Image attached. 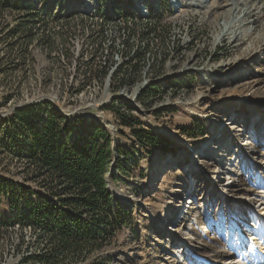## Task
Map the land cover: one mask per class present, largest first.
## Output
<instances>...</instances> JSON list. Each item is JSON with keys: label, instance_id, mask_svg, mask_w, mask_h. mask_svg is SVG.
Wrapping results in <instances>:
<instances>
[{"label": "rangeland", "instance_id": "1", "mask_svg": "<svg viewBox=\"0 0 264 264\" xmlns=\"http://www.w3.org/2000/svg\"><path fill=\"white\" fill-rule=\"evenodd\" d=\"M1 1L8 6L3 7ZM14 2L0 0L3 11L0 13V136L6 128L3 118L13 108L49 100L64 114L82 115L85 123L101 124L125 152L115 153L117 159L110 164L106 177L108 188L114 195L123 193L118 198L132 206L128 222L100 250L87 253L81 260L70 257L60 260L59 264H182V259L176 255L180 246L172 234L182 232L188 226L194 227L197 240L212 244L214 249L233 257L237 252L236 240L246 229L245 222H241L237 215L239 211L234 199L242 196V192H231L227 198L228 193L215 188L210 190L208 175L211 178L215 176L214 181L221 185L219 177L222 174L218 173L221 170L215 162L219 155L222 156L218 160L221 166L229 156L227 165L235 162L236 174H231L227 182L232 185L230 181L234 178L245 193L259 186L264 175L261 146L255 149L258 152L254 150V154L250 150L251 161H245L242 152L239 150L238 155L235 150L239 143L245 149L249 148V142L254 139L264 145L263 135H255L251 124L253 114L249 109V106L257 107L255 111L262 114L264 124V108L257 106L264 103V0H257L259 6L251 17H256L257 21L254 19L255 33L250 37L258 35L253 41L256 45L259 42V47L251 53H246L245 44L236 45L239 44L237 41L224 39L227 34L217 39L221 34L219 23H222V16L212 23H203L196 15L177 18L161 33H145V28H130L124 33L121 22L106 28L83 19L70 22L58 19L57 22L51 16L54 5H60L59 0L30 1L35 3L34 8L41 18L47 20L53 46L45 48L43 43L34 41L29 49L33 63L18 69L14 68L12 61L21 52V46L14 45L7 36L18 16L23 15L14 9ZM36 26V34L40 35L41 26ZM239 31L241 29H236ZM99 33L100 38L97 39L95 35ZM123 39L130 41L132 47L144 46L145 60L139 64L138 77L141 78L138 81V77L135 78L133 83L136 84L122 91H113L109 76L100 84L97 79L88 78L85 70L88 62L93 69L98 66L95 54L90 57L97 40L102 41L103 46L112 43L119 49ZM116 53L120 56L118 51ZM235 56L238 57L230 61ZM112 57L110 67L121 59ZM205 68L213 75L210 76ZM178 80L185 83L180 84L177 94L175 88L165 87L159 97L124 100L136 98L148 85H170L174 81L180 82ZM119 116L138 119L144 130L155 131L159 143L141 145ZM165 130L187 140L193 152H188L187 146L184 148L182 142H176ZM194 153L196 157L193 160ZM2 166L1 163L0 174L19 178L13 171L7 173ZM192 183L194 189L189 194ZM0 212L5 216L4 204L0 206ZM162 218L167 221L169 229L174 230L172 234L165 233L158 226L156 220ZM44 246L43 237L36 232L0 231V264H20L22 255H36L46 249ZM184 254L185 262L196 263L193 254L188 251ZM215 261L218 264L222 262Z\"/></svg>", "mask_w": 264, "mask_h": 264}, {"label": "trees", "instance_id": "2", "mask_svg": "<svg viewBox=\"0 0 264 264\" xmlns=\"http://www.w3.org/2000/svg\"><path fill=\"white\" fill-rule=\"evenodd\" d=\"M30 1L35 0H15L14 9L23 15L7 32L13 44L21 46L12 61L17 69L33 63L29 49L34 41L45 48L53 46L47 20ZM36 25L41 26L40 35ZM130 59L136 62L125 68L121 64L113 72L117 76L113 90L129 86L139 76V64L145 60L142 51H135ZM87 64V77L101 84L105 67L93 69L91 62ZM119 117L141 145L159 143L157 134L144 130L138 119ZM3 121L6 128L0 136V164L19 178L0 174V206H6L5 216L0 215V231L36 232L46 247L36 255H22L20 264H59L69 257L81 260L110 243L114 233L128 222L132 206L108 188L106 175L117 159L115 153L125 152L106 128L85 123L82 115L64 114L49 100L16 106Z\"/></svg>", "mask_w": 264, "mask_h": 264}, {"label": "bare ground", "instance_id": "3", "mask_svg": "<svg viewBox=\"0 0 264 264\" xmlns=\"http://www.w3.org/2000/svg\"><path fill=\"white\" fill-rule=\"evenodd\" d=\"M59 1L61 2L60 5L58 4L54 5L55 6L54 14L53 16H51L53 19L58 18L61 21H68V22L72 20L79 21V19H83L85 21L91 22L92 24L98 23L100 27H103V28L109 27L111 24L114 25L116 23L121 22L123 24V27L121 28V30L124 33L126 30L128 31V29L130 28H139V29L145 28L144 29L145 33L148 32L149 34L156 33V32L161 33V31H163L165 28H168L169 25L173 24L174 20L176 21L177 18H178L177 20H179L180 18L184 19V17L196 15L200 18L201 21H203V23L204 22L209 23V21L210 22L217 21L218 18L222 16L223 17V20L221 21L222 23H219L220 24L219 27H221V34L220 36L217 37V39H222L223 35L227 34V36L224 37V39H228L227 41H230V42H233L235 40L239 43L236 45L245 44L246 49H247L246 53H251L254 49L259 47L258 46L259 42H257L258 44L256 45L255 42L253 41V38H258V35L253 36V38L250 37L253 33H255L254 32L255 26H256L255 22L257 20H256V17L254 18L256 21L252 19L251 17L255 13L254 11L259 6V4H257V0H59ZM57 7H60V8H57ZM186 9H187V13H185ZM218 12H221V13L216 15V13ZM163 18H165V20H163ZM253 21H254V24L252 23ZM234 26H237L236 29L237 30L241 29V31L236 32V29L231 30L232 27ZM106 31L107 30H104V32ZM246 35H248V38H247L248 40L246 39ZM95 36L97 37V39H99L100 33L96 34ZM122 41L123 42L121 44V47L117 49L113 47L112 43H108V45L105 44L106 46H103L101 45L102 41L97 40L94 50H91L90 52V57H92V55L94 56V54L96 56V59H97L96 63L98 65L97 67H105V70H106L105 77L109 76L112 79V81H110L111 90L113 89L112 86H114L113 84L114 82H116V78H117V76L116 77L114 76L113 72L115 71L117 67H119V65L125 64L124 67H122V68H125V67H128L130 63L132 62L135 63L136 59L129 60V58H131L134 52L137 50L142 51L143 56L145 58V55L143 52L144 46L132 47L129 43L130 41H127L125 39H123ZM116 51H118L120 56H117L118 54L116 53ZM113 55L115 58L121 57V59L119 60L116 59L117 61L113 64L112 67H110L111 66L110 64L112 63V60L110 62V59L113 58L112 57ZM237 57L238 56L233 57L230 61H232L233 59ZM204 70H206L210 76L213 75L209 69L205 68ZM196 71H199V70H196ZM180 73H181V70L178 71L176 74L178 75ZM172 77L174 78L175 76H172ZM140 78L141 77H139L137 81ZM181 78L184 79L183 75ZM207 79H209V77H207ZM174 82L173 84H170V85L162 84V86L155 85L154 87H150L148 85V87L146 86V88L142 92H139L140 97L137 95L138 97L136 96V98L127 97L124 100L134 101L135 99H142L143 97H150V98L159 97V95L163 94L161 91L165 87L175 88V91H176L175 94H177L178 87L181 86L180 84L183 85L185 81L181 80L178 83H174ZM133 84H136V83H132L130 85H133ZM240 85L242 86V84H239L238 86ZM126 87H129V86H122L118 88L117 90H113V91H119V89H121L122 91V89H125ZM257 106L258 108H264V103L262 105L257 104ZM254 107L255 106H249V109L252 111V114H253L252 117L254 119L251 124H252V127L254 126L255 128L254 130V132L256 133L255 135L257 134L259 136L263 135V139H264V124H263V119L261 118L262 114L260 112L255 111L257 107L255 108ZM165 132L171 135V137H173V139H175L176 142H182V143L187 142V140L183 139V137H178L176 134L171 133L167 130H165ZM189 144L190 143L186 145L189 150L188 152L190 151L193 152V149L191 148V145ZM249 144H251L250 147L248 146L249 148H247L249 150L245 149L241 143H239V145L237 144L236 149H235L237 150L236 152L238 153V155L240 154L239 152H242L243 154L242 157L244 158L245 161L246 159L247 161H251L252 158L250 157V154H251L250 152L253 151V154H254V150L257 147L260 148L261 146V151L264 152L262 149L264 148L262 147L263 144L262 145L256 144L255 139L253 142L250 141ZM252 147L254 148L252 149ZM192 157L194 160L196 157L195 153L192 154ZM221 157L222 156L219 155L218 158L215 160V162L218 163V167L221 170L218 173L222 174V176L219 177L221 178L222 183L221 185H219L218 183H216V181H214L215 180L214 175H213L214 176L213 178L209 177L208 175V178L210 179L209 183H211L210 190H214L215 188V190L217 191L221 190V192H223L224 194L228 193L229 195L226 194L227 198L230 197V195H232L231 192H234V193L242 192L241 193L242 196L236 197L234 199L236 201V205L239 211V214L237 215L241 222L243 221L245 222L246 229L243 228L245 229L244 233L243 234L241 233L243 236L238 237L239 239L236 240L238 243L236 246L237 252H234L233 257H232V254H227L226 252L222 250L214 249L212 244L210 246L208 243L201 242V240H197L198 238L196 237V233L194 235V232H193L194 230L193 226H188L185 229H183L182 232L177 231L172 234L171 232H173L174 230L169 229V227L167 226V221H165V219L163 218L160 220L158 219L156 220V222L158 223V226L160 227V229H162L165 233H167L166 231H168L170 234L173 235V237L177 239L180 249L178 250V253L176 255L179 259H182V264L192 263V261L185 262L184 253L187 251L190 254H193L194 257H196L194 259V262H196L195 264H200L202 263L201 261L206 262V263L209 261V264H211L212 261L216 259H218V261L221 260L222 261V262L220 261L221 264H264V184L261 188H255L253 191H249V192L247 191L248 192V193L246 192L247 194L242 190V188H240L241 184L239 182L234 181V178L230 181V184L232 183V185H229L227 181L230 179L231 174H236L235 162L233 164L230 163L229 165H227V161H229L230 159V156H229L228 160L225 163H223L221 166L220 161H218L220 160ZM207 173L205 172V174ZM262 177H264V175L261 176V180L263 181L264 179H262ZM193 189H194V186L192 183V186L189 187L188 193L191 194ZM118 195L122 196L124 194L121 193ZM238 202L240 203L238 204ZM248 202L251 203V206L250 205L248 206L249 209L247 208ZM252 212L253 214L250 215ZM234 213H233V216L236 215V214L234 215ZM206 254H209V255H206Z\"/></svg>", "mask_w": 264, "mask_h": 264}, {"label": "built area", "instance_id": "4", "mask_svg": "<svg viewBox=\"0 0 264 264\" xmlns=\"http://www.w3.org/2000/svg\"><path fill=\"white\" fill-rule=\"evenodd\" d=\"M185 13H187V9L185 10ZM163 20H165V18H163Z\"/></svg>", "mask_w": 264, "mask_h": 264}, {"label": "water", "instance_id": "5", "mask_svg": "<svg viewBox=\"0 0 264 264\" xmlns=\"http://www.w3.org/2000/svg\"><path fill=\"white\" fill-rule=\"evenodd\" d=\"M110 189V188H109ZM110 191H111V189H110ZM112 192V191H111ZM113 193V192H112ZM113 194H115V193H113Z\"/></svg>", "mask_w": 264, "mask_h": 264}]
</instances>
